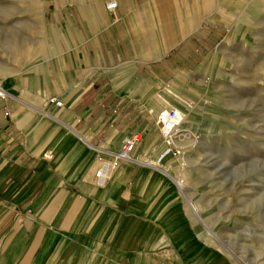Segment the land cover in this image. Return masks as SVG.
I'll return each mask as SVG.
<instances>
[{"label": "rangeland", "instance_id": "1", "mask_svg": "<svg viewBox=\"0 0 264 264\" xmlns=\"http://www.w3.org/2000/svg\"><path fill=\"white\" fill-rule=\"evenodd\" d=\"M109 1L103 14L99 0H0L1 85L45 88L77 50L150 66L162 109L187 106L172 155L155 162L181 233L206 264H264V0ZM155 115L151 161L165 148Z\"/></svg>", "mask_w": 264, "mask_h": 264}, {"label": "crops", "instance_id": "2", "mask_svg": "<svg viewBox=\"0 0 264 264\" xmlns=\"http://www.w3.org/2000/svg\"><path fill=\"white\" fill-rule=\"evenodd\" d=\"M108 52L62 55L32 93L0 83V264L207 263L156 176L168 154L151 161L154 115L167 104L151 67ZM129 137H140L131 159L98 183ZM219 257L209 264H227Z\"/></svg>", "mask_w": 264, "mask_h": 264}, {"label": "built area", "instance_id": "3", "mask_svg": "<svg viewBox=\"0 0 264 264\" xmlns=\"http://www.w3.org/2000/svg\"><path fill=\"white\" fill-rule=\"evenodd\" d=\"M117 6L116 1H109L107 4V8L109 10L115 9ZM7 92L0 86V98H5ZM51 102H54L56 105H60V101L56 100L55 98H50ZM177 112L173 108L163 109L158 111L156 115L155 122L159 126L160 137L164 143V150L163 153H167L171 150V137L175 133L177 127ZM140 137H129L122 141L120 150L114 154V159L110 163H106L96 172V176L98 177V183L102 184L105 179V171L107 169H113L116 167L118 161L120 160H128L131 159V152L134 149L136 142L139 140ZM176 153L178 151L176 150ZM45 157L48 159L52 158V153L45 154Z\"/></svg>", "mask_w": 264, "mask_h": 264}, {"label": "bare ground", "instance_id": "4", "mask_svg": "<svg viewBox=\"0 0 264 264\" xmlns=\"http://www.w3.org/2000/svg\"><path fill=\"white\" fill-rule=\"evenodd\" d=\"M100 1V3H99V7L101 8V10H102V13L103 14H105V12H104V10L105 9H107V10H109L108 8H107V4L109 3H107L106 4V8H105V3H104V0H99ZM2 87V86H1ZM177 102V101H176ZM168 104V103H167ZM182 104H183V107H179L178 105H175V107H173L175 110H176V112H177V115H178V118H177V127H176V130H175V133H176V131L178 130V128L180 129L181 127H185V125H186V111H187V106H186V104L184 103V102H182ZM167 106V105H166ZM172 107V106H171ZM163 110V109H162ZM158 113V112H157ZM157 124V123H156ZM157 126H158V124H157ZM158 128H159V126H158ZM182 128V129H183ZM175 133L172 135V137H171V145L173 146V142H174V144L176 145V143L178 142V140H179V136H175ZM165 154H171L172 155V153H171V150H169L167 153H165ZM177 186L178 187H182V182H178L177 183Z\"/></svg>", "mask_w": 264, "mask_h": 264}]
</instances>
